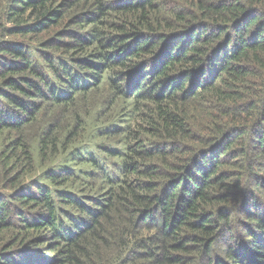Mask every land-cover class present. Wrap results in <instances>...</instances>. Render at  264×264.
<instances>
[{"label": "trees", "instance_id": "trees-1", "mask_svg": "<svg viewBox=\"0 0 264 264\" xmlns=\"http://www.w3.org/2000/svg\"><path fill=\"white\" fill-rule=\"evenodd\" d=\"M0 264H264V0H0Z\"/></svg>", "mask_w": 264, "mask_h": 264}]
</instances>
